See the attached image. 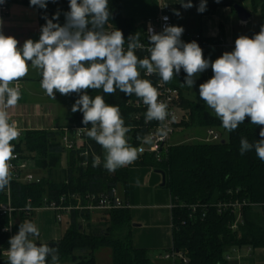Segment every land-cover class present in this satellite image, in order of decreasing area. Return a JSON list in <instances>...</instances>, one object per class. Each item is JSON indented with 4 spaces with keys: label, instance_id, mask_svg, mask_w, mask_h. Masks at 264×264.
<instances>
[{
    "label": "clouds",
    "instance_id": "9594fccd",
    "mask_svg": "<svg viewBox=\"0 0 264 264\" xmlns=\"http://www.w3.org/2000/svg\"><path fill=\"white\" fill-rule=\"evenodd\" d=\"M2 3L4 0H0ZM47 3L48 0H30V6L40 8H46ZM206 5L207 0H201L197 12L206 11ZM181 6L191 8L192 0L182 2ZM69 8L63 26L53 22L59 19V13L52 19L44 17L46 24L41 27L39 40L28 39L22 48L16 38L0 32V191L10 187V161L16 159L15 145L11 142L21 134L16 123H10L8 110L21 99L19 84L15 82L28 74L29 61L33 69L40 71V86L53 100L55 92L65 96L79 94L72 112H82V123L91 127L78 131L102 147L103 167L108 172L133 164L142 149L130 145L126 134L132 126H125L119 106L107 104L103 95L93 98L86 90L134 94L147 106L145 123L158 121V134L163 138L168 134V105L158 100L157 87L149 79L141 78V70L147 76L157 74L163 83H168L183 69L186 77L181 86L192 88L197 74L211 67L213 76L199 85L201 100L214 111L227 132L235 131L246 118L261 126V139L250 143L241 138L239 152L244 155L254 150L264 162V25L251 38L239 36L233 51L210 61L204 58L203 49L195 40L185 43L181 39L185 31L182 26L165 24L159 33L149 26L147 47L137 32L127 38L125 49L121 30H105L111 16L108 0H69ZM174 14L181 15L179 11ZM162 19L167 21L168 17ZM137 50H146L149 55L138 58ZM136 139L144 144L153 143L151 135L138 134ZM100 164V157L94 155L93 167ZM39 235L35 223L30 220L21 223L17 234L9 239L7 264H48L49 257L50 264H60L58 248L37 244L33 238Z\"/></svg>",
    "mask_w": 264,
    "mask_h": 264
},
{
    "label": "trees",
    "instance_id": "16d2710c",
    "mask_svg": "<svg viewBox=\"0 0 264 264\" xmlns=\"http://www.w3.org/2000/svg\"><path fill=\"white\" fill-rule=\"evenodd\" d=\"M23 5L35 8L39 13L40 34L41 27L46 24L44 17L52 19L59 13V19L53 21L63 26L66 22L65 13L70 11L69 0H48L46 8L30 6V0H14ZM124 0H108L111 12L110 19L105 25H112L122 31L127 38L135 33H141L140 41L147 42L144 26L136 25V21L123 16ZM250 2L251 13L259 14L260 29L264 25V0H238L231 6L244 5ZM215 12V9L206 8L204 14ZM89 27H91L89 25ZM252 33V37L259 33ZM218 39H204L205 44H217ZM138 58L148 55L144 51H136ZM141 70V78L149 79L157 87V78L146 77ZM181 74L174 76L170 85L183 93L180 85ZM180 78V79H179ZM86 93L91 97L103 95L105 102L119 106L125 126L135 125L133 116L138 110L127 105L129 100L140 99L134 94L116 91L114 94H104L102 89H88ZM79 98V94L71 93L72 104ZM182 108L189 111V120L180 126L184 128L214 129L224 131L227 137L216 143H183L172 145L168 154L157 161L154 155L146 154L136 160V166H146L156 172L164 174L165 184L170 193L171 203L175 207L171 210L172 246L187 253L189 264H229L226 256L234 248L264 249V162L255 151L239 152L241 138H247L250 143L261 139V126L253 125L250 118H246L235 131L227 132L221 121L212 115L206 105L188 101L182 95ZM144 112V111H143ZM145 113L143 114L145 118ZM83 114L80 111L69 119V125L91 127V124L82 123ZM142 122L141 129H132V146L138 145L136 136H145L147 127ZM62 128L56 130H30L25 132L23 139L14 140L15 151L26 159L34 162L35 168L43 172L39 184H24L14 182L11 186L12 206L16 209H25L28 205L34 208L41 207L44 199H58L64 194L103 193L122 185L128 187L129 172L127 168H118L114 173L108 172L101 163L93 167L90 160L88 167L81 166L83 160L75 152H67L62 143ZM225 141V143H223ZM96 149L100 145L95 142ZM67 166L62 169L63 159ZM63 174L60 180L58 176ZM245 199L259 207H246L243 210L244 224L233 232L230 224L234 220L231 212L219 214L214 208L205 211L199 207L192 213L188 206L213 204L221 200ZM0 201H5L4 191H0ZM28 201H31L28 203ZM206 212V216L203 214ZM35 212L29 215L16 214L19 226L26 220L33 222ZM109 227L102 233H85L80 218H89L90 213L73 212L67 222L61 240L56 243L59 250L60 264H97L96 252L108 248L112 254V264H155L144 248L136 246L134 235L129 232L121 238H114V233L124 226H131L133 217L130 209H121L108 212ZM8 220L0 216V224L6 225ZM35 238V237H34ZM33 238V239H34ZM39 243V242H36ZM8 245V238L0 232V253ZM51 258H48L50 264Z\"/></svg>",
    "mask_w": 264,
    "mask_h": 264
},
{
    "label": "built area",
    "instance_id": "2783aa9c",
    "mask_svg": "<svg viewBox=\"0 0 264 264\" xmlns=\"http://www.w3.org/2000/svg\"><path fill=\"white\" fill-rule=\"evenodd\" d=\"M14 0H4V3L0 4V21H2L5 17L10 13V7ZM167 16L168 20L164 21L162 18ZM165 24L173 25V20L170 11L163 10L158 16L148 18L144 23L146 37L148 39L149 36V26H151L155 32L159 33L163 30ZM246 24V23H243ZM108 32L114 31L115 28L108 24L105 29ZM1 32V29H0ZM243 34H238L233 40L226 41L223 38L218 39L217 44H205L204 38L202 35H192L189 37V42L195 40L199 46L203 49L204 57L210 53L213 49L222 47V48H235V40ZM249 38L252 35H248ZM147 47L149 44V40L147 42H141ZM127 48V43H125V49ZM144 51L147 55L149 53L146 50H137ZM145 75V72H144ZM146 77H156L157 78V89L159 92L158 100L165 102L168 105L169 117L166 120L168 125V134L161 138L158 134V129L160 124L158 121H151L145 123V118L143 116L144 112L147 111V106L143 104L141 99L129 100L127 105L135 110H138L137 113L133 116V120L135 121V125L132 126V129H141L142 122L147 127V135H151L153 137L152 144H144L141 141L137 140L138 145L135 146L138 149H142L138 158L143 157L146 154L154 155L157 161H161L164 156L168 154L169 148L172 146L171 140L173 135L178 131V128L183 122L189 120V112L182 108V94L180 90L170 85V82L163 83L160 77L157 74H152L151 76ZM19 84L21 89V85L19 82H15ZM144 111V112H143ZM11 117V115H10ZM11 123V122H10ZM143 124V125H144ZM17 125V124H16ZM18 126V125H17ZM19 128V127H18ZM85 128L79 127L76 125H69L63 127L62 130V138L61 143L64 149L67 152H75L78 154L79 159H82L83 162L81 166L83 168L88 167L90 160H93V156H100L99 151L96 149L95 141L90 139L83 131H78V129ZM90 128V127H89ZM20 129V128H19ZM24 130L20 129V136L17 141L21 140L25 136ZM222 140V136L214 129L207 130V136L204 139H201L202 142L205 143H216ZM83 153H87L85 156ZM16 159L10 161L12 165L10 171L12 174V180L10 187L4 191L5 201H0V216L6 218L8 220L6 225L0 224V232L7 236L8 242L9 239L17 234L16 226L19 221L15 218L16 214L25 213L26 215L31 214L32 212L38 213L44 210H51L55 213L57 223L61 224L64 222L65 217H70L73 212L78 213H87L93 211H104L111 212L115 210L121 209H130L128 203H126L122 198H120L117 194L116 188H113L111 191L103 192V193H86L83 194H64L59 196L58 199H44L41 207L34 208L31 206H27L25 209H16L12 206L11 201V186L14 182L24 183V184H39L42 181V177H35L31 173V169L35 168L34 162L30 159H26L22 157L21 154L15 151ZM136 162V161H135ZM135 162L132 164L134 165ZM102 163V159H101ZM36 169V168H35ZM31 201H28L30 203ZM175 207L173 203L170 205V209L172 210ZM203 208L207 211V208H214L217 210L219 214L224 212H231L234 215V220L230 224V228L233 232L239 230V227L244 224L243 218V210L246 207H259L258 204H254L245 199H237V200H221L213 204H197L188 206L189 210H192V213H195L197 208ZM206 216V212L203 214V217ZM81 221H85V218H80ZM172 227V226H171ZM8 245L1 250L0 253V264H7V250L9 248ZM233 252H230L226 259L228 262L238 261L239 264H243L241 262L242 255L239 248L232 249ZM234 253V255H232ZM157 260L161 262V264H189L190 260L188 255L184 251H180L175 249L173 246L165 251L163 254L157 257Z\"/></svg>",
    "mask_w": 264,
    "mask_h": 264
},
{
    "label": "crops",
    "instance_id": "0c3cea01",
    "mask_svg": "<svg viewBox=\"0 0 264 264\" xmlns=\"http://www.w3.org/2000/svg\"><path fill=\"white\" fill-rule=\"evenodd\" d=\"M237 1L238 0H220V2L217 3L216 0H207L206 8L213 7L215 9V12L204 14L197 12V8L199 7L201 0H192L193 6L189 9H185L181 6V3H187V0H124L122 13L124 17L135 20L136 25L144 26V23L148 18L156 17L163 10H168L170 11L172 16L173 25L182 26L185 29L181 37V39L185 43L189 42L190 36L197 34L202 35L204 39L223 38L226 41L231 42V40H233L238 34L248 36L257 31L253 30L252 32H249V22H247L246 24L241 23V20L238 18L235 10H233L231 6L234 2ZM246 5L251 6L249 1H246L243 7L245 8ZM175 11H179L181 15H175ZM0 29L5 36H12L16 38L19 42L18 47L21 48L24 42L28 39H31L34 42L38 41L41 35L38 10L23 5L20 2L13 1L10 7V13L2 20V23H0ZM233 50L234 48L219 47L213 49L204 58L209 59L210 61H214L224 52H231ZM28 63L31 66V62L29 61ZM36 70L37 73L34 78L23 77L19 81H17L21 85V99L18 101L16 107L8 110L9 114L11 115L10 122H15L18 127L24 131L56 130L69 126V119L66 120L67 122L63 123L61 122V120H58L56 117H54L52 107H49L45 103L42 104L41 102H33L32 99L34 97H38L41 100L48 96L45 90H43L40 86V81L42 79L40 71L38 69ZM180 74L181 85L185 82L186 73L183 71V69H181V72L178 75L180 76ZM178 75H176V81H178ZM212 76L213 72L211 67H209L204 72L197 74V76L194 78L195 83L192 88H189L187 86L182 87L183 97L188 101L206 105V103L201 100L199 96V85L209 80ZM35 85H39V88L35 89L33 87ZM206 107L212 115H215L212 109H210L207 105ZM186 111L189 112L188 110ZM183 128L184 127L180 126L178 130H181L180 132H182ZM207 130L208 129H205L206 136ZM206 136H200L199 134H196L194 138L202 139ZM178 144L183 143L180 142ZM100 151H102L101 146ZM130 167L137 166L130 164ZM146 168H149L152 171V168ZM155 173L161 175L162 177V174L160 172L155 171ZM125 193H128V187L125 189ZM127 198L125 202L129 204V198ZM46 212H49L48 214H50V222L47 223L45 221H39V224L37 223V220L33 222L36 224L39 231V227L43 228L42 230L44 234H42V241L39 242L41 244L58 242L62 238V233H60V230L57 229L55 225V213L51 210L40 211V213ZM17 221H19L18 218ZM64 221L67 223L69 221V217H65ZM80 222L82 223L85 233L99 234L103 231L108 230L109 215L108 212L93 211L90 212L89 218L85 219L84 222L80 220ZM44 225H46V227L48 228L47 230L45 229ZM132 227L133 231L128 229L126 232H124V234L127 235L129 232H136V229H140L141 231L144 230L142 224L136 225L135 219L132 220L131 228ZM36 240H38L37 237H35L34 241ZM240 251L242 255L241 262L243 264H264V249H251L249 247H244L240 249ZM155 259H157V256ZM235 263L239 264L236 260Z\"/></svg>",
    "mask_w": 264,
    "mask_h": 264
},
{
    "label": "rangeland",
    "instance_id": "374dc122",
    "mask_svg": "<svg viewBox=\"0 0 264 264\" xmlns=\"http://www.w3.org/2000/svg\"><path fill=\"white\" fill-rule=\"evenodd\" d=\"M245 9L251 11V7L246 5ZM260 29V16L259 14H252L251 19L249 20L248 31L252 32L253 30L259 31ZM255 31V32H257ZM30 66V65H29ZM37 70L29 67V72L25 78H34L36 76ZM35 89L39 88V85L33 86ZM33 102H41L42 104H47L49 107H52L54 117L61 122H67L66 120L70 119L77 112H72V103L70 102V94L65 96L61 95L59 92H55V100L49 96L40 100L38 97H34ZM67 118V119H66ZM183 127V126H182ZM178 130L171 140V145H176L178 143H195L202 142L200 138H194L196 134L200 136H206V131L203 128H183L182 132ZM223 138L227 137V133L224 131L219 132ZM129 137V143L132 146V132L126 134ZM204 139V138H202ZM100 156L104 161L105 152L102 149L100 151ZM139 161V160H137ZM136 163V162H135ZM136 165V164H134ZM67 166L66 159L64 157L62 163V169H65ZM127 168L129 172L128 177V193H125V187L120 185L116 188L117 194L120 198L126 201V198H129V206L131 207V214L133 219L136 220V225H143L144 230L136 229V232H133L136 246L144 248L148 252L149 258L155 264H161V262L156 258L159 255L163 254L165 251L169 250L172 247V232H171V198L170 193L167 187L162 185L163 178L161 175L155 173V171L146 166H137L130 167V165L122 167ZM150 170V171H149ZM31 173L35 177H42L43 172L38 169L32 168ZM150 175V176H149ZM150 177V179H149ZM63 174L58 176V179H62ZM138 181V182H137ZM127 194V195H126ZM127 198V199H128ZM131 204V205H130ZM46 213H35L33 217V222L37 220L50 222V214ZM56 221V216H55ZM56 228L60 230L62 236L65 230L68 228V224L57 223ZM45 226V229L48 228ZM40 228V235L37 242L42 241L43 228ZM132 230L131 226H124L114 233V238H121L125 236L124 232L127 230ZM140 230V231H139ZM35 240V238H34ZM35 241V242H36ZM230 252H233L232 250ZM234 255V253H232ZM97 264H111L112 254L111 250L108 248L100 249L96 252ZM229 264H236L235 261L229 262Z\"/></svg>",
    "mask_w": 264,
    "mask_h": 264
},
{
    "label": "water",
    "instance_id": "95a60500",
    "mask_svg": "<svg viewBox=\"0 0 264 264\" xmlns=\"http://www.w3.org/2000/svg\"><path fill=\"white\" fill-rule=\"evenodd\" d=\"M234 10H235L238 18L241 20V22L243 21L244 23H247V22H249V20L252 17V13L249 12L247 9H245L243 6H241L239 4H235L234 5ZM223 143H225V141H223ZM162 177H163V183H162V185H164L165 184L164 174H162ZM37 244H41V243H37ZM48 245L50 247H55L56 246V243L55 242H52V243H49Z\"/></svg>",
    "mask_w": 264,
    "mask_h": 264
}]
</instances>
